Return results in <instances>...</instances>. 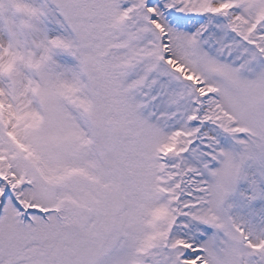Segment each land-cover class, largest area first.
Wrapping results in <instances>:
<instances>
[{"label":"snow or ice","instance_id":"6c2138e0","mask_svg":"<svg viewBox=\"0 0 264 264\" xmlns=\"http://www.w3.org/2000/svg\"><path fill=\"white\" fill-rule=\"evenodd\" d=\"M0 264H264V0H0Z\"/></svg>","mask_w":264,"mask_h":264}]
</instances>
